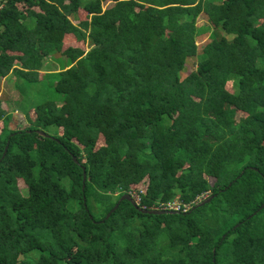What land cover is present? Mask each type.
<instances>
[{
    "label": "trees",
    "instance_id": "16d2710c",
    "mask_svg": "<svg viewBox=\"0 0 264 264\" xmlns=\"http://www.w3.org/2000/svg\"><path fill=\"white\" fill-rule=\"evenodd\" d=\"M105 1L0 4V78L19 92L51 53L68 62L60 106H26L21 129L0 108V264H264V0ZM200 14L222 35L181 78ZM66 34L87 49L61 50ZM135 190L180 210L123 200L104 219Z\"/></svg>",
    "mask_w": 264,
    "mask_h": 264
},
{
    "label": "rangeland",
    "instance_id": "374dc122",
    "mask_svg": "<svg viewBox=\"0 0 264 264\" xmlns=\"http://www.w3.org/2000/svg\"><path fill=\"white\" fill-rule=\"evenodd\" d=\"M210 3L216 5L219 4L222 0H208ZM111 2L106 0L101 4V8L105 9L111 6ZM19 9L21 7L19 6ZM69 21L72 24H77L79 21L88 20V16L85 14V12L82 9H78L73 16L68 17ZM196 26L200 28V35L195 38L196 43V55L189 57L185 60L183 70L180 72V77H184L190 72H192L195 69L196 64L201 60L203 57L201 53L202 46L207 43L211 38H218L220 35H222L221 31L217 28L214 29L206 18L200 14L196 19ZM212 32L214 34H212ZM229 38V36L227 37ZM61 50H64L67 47L71 48H80L83 50L87 49L88 44H84L82 42H77L73 36L70 34H66L63 36L61 40ZM47 62V65L44 67L45 71H41V81H37V83H31L29 86L27 83H23L22 80L17 79V82L19 83L20 89L22 91H17L15 88H13L14 92L18 96V99L13 96V94L9 95H0V102H3V104L0 105V108L3 109L7 115V126L11 129H21L26 127L27 123L24 118V113L26 112V106H30L33 104H36L37 102H52L55 103V105L58 107L61 103V96L53 91V89L50 87L49 82H51V78L53 77L51 74L58 72L61 67H64L68 64L66 62V59L64 56L56 53H51L47 59H45ZM61 61V64L57 61ZM45 62V63H46ZM46 74V75H44ZM53 80V78H52ZM14 85H18L14 82ZM228 91H231V87L229 83H227V86L225 87ZM20 96V97H19ZM28 112V111H27ZM12 116V117H11ZM11 117V119H10ZM241 117V115L237 114L236 119L238 120ZM3 123L0 121V129L3 127ZM27 132V131H26ZM45 132L52 133V128L45 129ZM101 144L100 138L98 139L96 143V147ZM208 182L211 184L213 182L212 179L207 178ZM17 187L19 189V192L21 195H25V188L24 185L20 180H17Z\"/></svg>",
    "mask_w": 264,
    "mask_h": 264
},
{
    "label": "water",
    "instance_id": "95a60500",
    "mask_svg": "<svg viewBox=\"0 0 264 264\" xmlns=\"http://www.w3.org/2000/svg\"><path fill=\"white\" fill-rule=\"evenodd\" d=\"M2 1H3V0H0V4H1ZM34 132H35L37 135L41 136V137H49V136H47L46 134H44L42 131L36 130V131H34ZM5 151H6V146H4L3 152H2V154H1V158L4 156ZM72 161H73L74 163H76V161H75L74 158H72ZM81 171H82V179H81V182L83 183L84 180H85V173L83 172V169H81ZM228 186H230V184H228L226 187H228ZM212 197H213V196H209L208 198H206V199L202 200L201 202L195 204L193 207H191V210L194 209V208H196V207H200V206H202V205L208 203V202L210 201V199H212ZM82 200H83V199H82ZM123 200L129 202V203L134 207V209H136L137 211H139V212L142 213V214H148V215H162V214H173V213H174V212H172V211L168 212V211H155V210H144V209H140V208H138V207L133 203L132 199H131L127 194H124V195H122V196L119 197V199L117 200L116 204H114V206H113V207H112V208L106 213L104 219H106V218H107V217H108V216H109V215L115 210V208L117 207L118 203H120V202L123 201ZM263 206H264V202H263V204L259 207V209L262 208ZM234 227H236V226H234Z\"/></svg>",
    "mask_w": 264,
    "mask_h": 264
},
{
    "label": "built area",
    "instance_id": "2783aa9c",
    "mask_svg": "<svg viewBox=\"0 0 264 264\" xmlns=\"http://www.w3.org/2000/svg\"><path fill=\"white\" fill-rule=\"evenodd\" d=\"M137 190V189H136ZM131 191L129 193H127V195L132 199L133 203L138 206L139 203V198H138V192L141 193V190L138 191ZM207 195V193H203L201 194L198 198H196V202H199L200 200H203V198H205ZM181 205L174 201V202H167L165 204L163 203H158L156 207L152 208L151 210H155V211H179V207ZM187 207L185 206L184 209L182 210L184 212V210ZM140 209H144L143 207H140ZM145 210V209H144Z\"/></svg>",
    "mask_w": 264,
    "mask_h": 264
},
{
    "label": "crops",
    "instance_id": "0c3cea01",
    "mask_svg": "<svg viewBox=\"0 0 264 264\" xmlns=\"http://www.w3.org/2000/svg\"><path fill=\"white\" fill-rule=\"evenodd\" d=\"M42 72L38 71V77L41 76ZM14 77L11 74H8L4 77L0 78V95H9V94H13V96L15 98L18 99V96L16 95V93L14 92L13 88V81H14ZM20 97V96H19ZM3 104V102H0V105Z\"/></svg>",
    "mask_w": 264,
    "mask_h": 264
}]
</instances>
